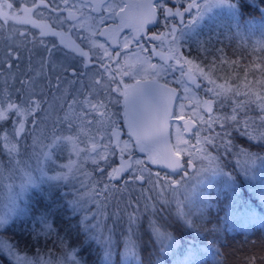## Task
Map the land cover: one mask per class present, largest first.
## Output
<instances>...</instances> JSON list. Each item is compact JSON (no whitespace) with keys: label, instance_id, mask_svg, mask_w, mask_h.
I'll use <instances>...</instances> for the list:
<instances>
[{"label":"trees","instance_id":"trees-1","mask_svg":"<svg viewBox=\"0 0 264 264\" xmlns=\"http://www.w3.org/2000/svg\"><path fill=\"white\" fill-rule=\"evenodd\" d=\"M227 2V7L194 19L187 27L190 35H181L179 40L183 57L203 73L199 93L215 101L213 118L206 122L198 151L204 163L211 162L218 169L209 171L204 186L187 199L180 198L179 203L150 196L144 184L121 189L116 182H109L110 201L105 207L115 213L124 208V212L123 220L113 223L111 240L104 243L98 232L84 230L87 220L77 210L67 209L68 195L72 196L74 189L56 179L44 177L31 185L10 214L1 207L5 186L13 178L6 175L12 154L6 151L0 133V217L5 220L0 224V264H264V198L260 195L264 190V103L257 99H264V0ZM251 21L258 29L256 33L249 30L247 23ZM6 23L0 21L1 45L4 34L8 32L10 37L15 31L16 24L10 18ZM21 27L24 32L30 29ZM24 32L12 48L14 54H19L22 46L34 49V43L40 42L34 40L29 45L31 39L39 37ZM160 76V80L173 84L171 78ZM37 116L38 122L39 111ZM11 122L0 117L5 136L6 130L11 131ZM52 123L41 135L45 148L50 147V156L45 158L40 152L38 158V163L48 166L46 177L64 164L63 152H59L63 139L53 142L61 132H71L69 124L73 122L59 124L56 131V122ZM86 132L72 131L79 135ZM16 144L18 152L13 157L26 163L33 144L21 137ZM214 148H221L215 159L211 157L217 154ZM248 160L251 163L247 166ZM261 164L263 169L259 171ZM100 173L97 169L91 176ZM158 183L170 188L163 179ZM90 187L78 186L75 191L82 195ZM248 209L258 213L261 220L247 225L249 220L243 228L247 230L232 225L231 215ZM105 213L110 215L108 210ZM112 243L115 246L106 247ZM128 245L133 247L130 252L125 249ZM109 252L110 259L106 256Z\"/></svg>","mask_w":264,"mask_h":264},{"label":"rangeland","instance_id":"rangeland-1","mask_svg":"<svg viewBox=\"0 0 264 264\" xmlns=\"http://www.w3.org/2000/svg\"><path fill=\"white\" fill-rule=\"evenodd\" d=\"M9 1L0 0V4L6 9L5 13L0 14V21L5 24H8L6 21L13 13L12 7H8ZM227 1L199 0L196 2L198 7L191 8L189 11H186V9H189L188 5L182 9L176 8L167 11L164 16L170 19H165V21L172 24L170 30L175 35L169 34L167 30L152 35L153 41L161 47V51H164V53L159 57V54H152V52H157L153 50L147 54H131L121 59L125 79L140 76L157 79L160 75V77L170 78L168 76L170 72L172 82L181 91L175 107L176 113L179 114L177 116L187 117L195 122L196 126L191 139H186L178 126L171 133L173 150L177 155L184 156L182 159V164L185 165L184 171H180L177 174L178 176L175 177L166 176L164 172L142 171L141 175L146 178L144 183L146 187L143 189L150 196L154 194L160 199H174L181 203L180 198L185 200L188 198L187 195L197 192L204 186L209 171L213 172L218 169L215 164L211 162L204 163L200 159L198 146L202 140L206 122L213 118L214 109L211 110L212 112L209 111L210 113L206 110L203 102L204 96L199 93L201 89L199 78L203 73L196 67L194 62L183 57L179 40L182 36L190 35L191 31L187 27L188 24H192L194 19L197 17L202 19L214 9L227 7L229 5ZM114 2L120 3L119 0ZM239 2L242 3V0H239ZM237 18L239 20V16ZM240 19H246V17H240ZM11 22L13 24L12 19ZM247 24L252 32L256 33L258 31L253 21ZM19 25H15L13 36L8 37V32H6L4 40H2L4 45L0 44L2 50L0 51V117H7L8 120H12L8 125L11 126V131L6 130L5 136V126L0 125V133L3 135L1 142L3 141L6 151L12 154L10 167L6 171V175L13 178L5 186L1 198V207L7 209L10 214L17 208L24 192L31 185L44 177L56 179V181L64 182L65 185L70 186V189H74L71 190L72 196L68 195L69 206L67 209L70 207L72 210L73 202L78 201L80 205L76 209L78 214L84 220H87L88 225L91 222L90 225L95 228L94 231L98 232L103 242L106 243L111 240L109 232L114 229V221L123 220L124 212V208L115 213L110 207H105L109 200V182H114L112 177L118 164H121L129 154L136 153V143L133 138L127 135L117 137L112 134L113 129L122 127L123 116L115 113V110L119 107L118 92L120 88L118 89L117 83L104 80L112 78L109 74L103 76L104 71L100 73L98 69L88 66L80 56L66 49L55 48L47 42V39L41 38L38 33L35 35L39 39H31L29 43L32 46L34 40H40V42L34 43V49L22 46L21 52L14 54L15 50L12 48L17 42H20V37L24 32ZM22 25L30 28V24ZM193 34L197 35L196 32ZM88 41L89 43L84 45L85 47H98L96 46L98 44L97 40L89 39ZM13 57L15 59L11 63ZM175 61L181 62L182 67L177 68ZM165 64L169 65V68ZM150 66L163 69V71L159 75H153L154 69ZM6 67L7 73L1 75ZM187 70L193 75L191 84H187L185 82L187 81L186 78L182 76ZM99 76H101L102 81H98ZM21 82H25L24 88L21 87ZM116 88L118 89L117 92ZM17 92H20L19 96L16 95ZM81 93H84V95H81ZM205 99L209 101L211 98L206 97ZM76 100H90L97 105L96 110H93L87 103L83 105V108L88 109L90 113L86 116V121L92 122L90 127L86 123L82 124V121L77 118L78 114L84 116L85 113L80 105L74 103ZM101 102L103 107L99 106ZM9 105H15V107H9ZM38 111L40 119L37 122ZM58 118L60 119L59 122H57ZM70 121L73 122L71 132L66 130L58 136L60 139L71 137V140L63 139V141H60L64 143V146L59 150V152H63L64 164L58 168L59 171H56L55 174L46 177L49 174L46 172L48 168L46 162L41 161L38 163L40 152L45 158L50 156V147L45 148L46 145L41 136L42 132H46L50 128V122H53L52 124L56 122L53 125V131H56L59 124L64 125ZM72 131L87 132L79 135L72 133ZM20 137L26 138L28 143L33 144L31 156L26 163L19 157L18 159L13 157L18 152L16 142ZM60 139H55L53 143ZM93 144L96 145V151L91 150ZM220 149H213L217 153L211 156L213 159L220 155ZM11 150H14V152ZM97 152L100 155H97ZM158 152L160 157L161 152ZM211 157L208 156V160ZM258 161L262 162L261 160ZM140 162L141 158H138V165L136 166L139 171L142 169ZM250 163L248 160L247 166ZM146 165L152 167L151 158L147 159ZM190 165H192V168H189ZM97 169L101 173L96 174L93 178L91 173L93 174ZM262 169L263 165L261 164L259 171ZM2 172L3 169H0V177ZM135 178L136 176L133 175L131 179L117 183L118 187L121 189H127L134 185L140 187ZM84 179L89 181L83 184ZM160 179L165 180L170 185L168 190L165 186L160 187L158 183ZM39 182H42V180ZM78 186L91 187L88 192L80 195L75 191ZM121 189H119L120 192L123 191ZM103 204L105 205L103 206ZM105 210H108L109 216H107ZM93 215H95V219H93ZM231 218L232 225L243 229L244 226L258 222L262 217L254 211H244L242 214V211L238 210L231 215ZM249 220L250 222L245 225ZM105 223H109V225H104ZM96 225L99 226L96 227ZM129 228H131L130 225L128 227L130 232ZM161 240L167 241L168 239L163 238ZM2 242L5 244L4 241ZM114 244L112 243L106 247L111 248ZM125 249L126 252H130L133 247L128 245Z\"/></svg>","mask_w":264,"mask_h":264},{"label":"flooded vegetation","instance_id":"flooded-vegetation-1","mask_svg":"<svg viewBox=\"0 0 264 264\" xmlns=\"http://www.w3.org/2000/svg\"><path fill=\"white\" fill-rule=\"evenodd\" d=\"M197 1L199 0H159V2L157 0H123L120 4L124 9L123 14L107 19L103 25H98L96 17L106 15V10L103 7H99V5L104 3V0H10L8 5H11L13 10V13L9 16L13 23L30 24L29 31H25L24 34L32 35L38 33L41 38L47 39V42L56 48L61 46L76 55L86 54L88 55L86 58L88 66L98 69L100 73L104 71L103 76L109 74L112 78L104 80L110 81V83L115 82L118 89L120 88L118 92L119 107L115 110V113L119 116L121 114L124 119L123 103L126 87L137 79L144 77L125 79L123 77V61L121 59L131 54H147L153 50L157 52H152V54H159L160 57L164 51H161V47L153 41L152 35L162 33L164 30H167L171 35H175L170 30L172 24L165 21V19L170 18H166L164 15L169 10L182 9L186 5L196 4ZM149 5L155 11L154 19L150 13L151 11L149 12L148 10ZM94 6H96L95 10H93ZM119 10L117 8V12ZM5 12L6 9L0 4V14ZM149 14L150 16H148ZM162 27L164 30L158 31ZM101 32L104 35H101ZM89 39L97 40L98 44L96 46L98 47H85L84 45H88ZM137 40H139V44H137ZM105 51L112 59H108V55L104 54ZM165 65L169 68V65ZM175 66L181 68L182 63L175 61ZM187 71L183 73V77ZM168 76L172 78L170 72ZM98 79V81H102L101 76ZM185 82L187 83V81ZM118 89H115L116 92ZM177 90L180 95L181 91L178 87ZM205 98L204 103L206 101ZM212 109H214V105ZM177 115L179 114L174 110L170 119L171 133L178 126V129L183 132L182 134L186 139L193 138L195 128L187 134L184 121L188 118ZM112 134L117 137L126 136V127L115 128ZM139 148L136 145V153H131L126 157V159L131 160V166L127 172L121 175L120 182L131 179L135 175V181L142 185L146 181L145 176L141 175L142 171L164 172L165 175L171 174L167 169L156 166L148 167L146 165L148 158L158 157L159 153L155 148L148 147L142 152L137 151ZM138 158H141V171L137 170L138 167L136 166L138 165ZM141 176L143 179H138Z\"/></svg>","mask_w":264,"mask_h":264},{"label":"snow or ice","instance_id":"snow-or-ice-1","mask_svg":"<svg viewBox=\"0 0 264 264\" xmlns=\"http://www.w3.org/2000/svg\"><path fill=\"white\" fill-rule=\"evenodd\" d=\"M123 2V0H120V3L114 2V0H104V3L102 5H99V7H103L106 10V15L103 17H96V20L98 21V25H103L105 21L109 18L120 16L123 14L124 9L120 6V4ZM159 2V0H157ZM8 7H11V5H8ZM87 7V5H85ZM95 7H93V10H95ZM198 7L196 4L189 5V9H186V11L191 10V8ZM117 8H119V12H117ZM178 14V13H177ZM101 35H104L103 32L100 33ZM126 43V42H125ZM137 44H139V40H137ZM105 55H108L105 51ZM82 55H86L83 54ZM108 59H112L110 55H108ZM179 63V61H177ZM154 69L153 75H159L163 69H158L155 66H150ZM96 83V82H94ZM25 82H21V87L24 88ZM99 86V84H97ZM81 95H84V93H81ZM159 96V89L155 85H144L141 86L140 84H137L131 92L126 90L124 92L125 97V108L126 112L125 115L128 118L129 128L132 130L131 135L136 137L135 143L137 146L140 147L141 151H144L146 148H148L149 145H154L159 142L161 139V131L155 130L152 127V120L154 117L158 114L156 108L154 107V102L157 100ZM258 100L261 101V103H264V99H261L257 97ZM75 104H78L82 107L85 115L80 116L77 115V118L80 119L83 123H86L89 127L91 126L92 122L86 121V116L90 114L88 112V109L83 108V105L87 103L93 110H96L97 105L93 104L90 100L85 101H74ZM100 107H103L102 102L99 105ZM9 107H15V105H9ZM19 111V109H17ZM166 111V110H165ZM69 128H72V125L69 124ZM56 139H60L59 137H56ZM63 139L71 140V137H65ZM92 151H96V145H92ZM97 155H100L99 152H97ZM138 179H143V177H138ZM23 189V186H22ZM233 194H235V191L233 190ZM261 198H264V190H261L260 192ZM73 211L75 212L76 209L80 206L78 201L73 202ZM248 211H251V209H248ZM178 215H182L179 213ZM93 219H95V215H93ZM5 223V220L3 217H0V224ZM91 222H89L90 225ZM89 225L85 226L86 232H93L95 230L94 227H90ZM99 225H96L98 227ZM168 239H172L170 236ZM111 253H106V256L110 259Z\"/></svg>","mask_w":264,"mask_h":264},{"label":"water","instance_id":"water-1","mask_svg":"<svg viewBox=\"0 0 264 264\" xmlns=\"http://www.w3.org/2000/svg\"><path fill=\"white\" fill-rule=\"evenodd\" d=\"M185 78L188 82L192 81V75L187 73ZM155 85L159 89V96L154 102V107L156 108L158 114L152 120V127L157 128L158 131H161V139L158 143L154 145H149L157 148L161 152V156L156 160L155 165H159L164 168H170L171 170H180L178 160L180 159L177 155L174 154L173 148L170 140V117L173 113L175 102L178 96L177 90L175 87L168 85L166 83L160 82L159 80H149V79H138L131 85L126 87V90L131 92V90L137 85ZM125 101V97H124ZM205 108L207 111H210L212 108V103H205ZM166 110V111H165ZM124 112H126L125 103H124ZM125 123L129 134L131 135L132 130L129 128L128 118L125 115ZM186 131H190L194 126L195 122L191 120H185L184 122ZM136 138L135 136L131 135ZM129 160L123 161V164L118 167L115 178H119L121 172L126 171L129 167ZM175 165V167H172Z\"/></svg>","mask_w":264,"mask_h":264},{"label":"bare ground","instance_id":"bare-ground-1","mask_svg":"<svg viewBox=\"0 0 264 264\" xmlns=\"http://www.w3.org/2000/svg\"><path fill=\"white\" fill-rule=\"evenodd\" d=\"M148 10L149 11H151V13H152V18L154 19V17H155V11H154V9H153V7L151 6V5H149L148 6ZM187 73H189V74H191L192 75V73L190 72V71H187L185 74H184V77H185V75L187 74ZM146 79H149V80H155L156 78H146ZM157 80H159V79H157ZM187 80V79H186ZM160 82H163V83H166V82H164V81H161V80H159ZM192 81H193V75H192ZM191 81V82H192ZM191 82H188L187 81V83H191ZM166 84H168V83H166ZM212 103V108H213V105H214V100H212V99H210L209 101H205V103ZM205 103H204V105H205ZM212 108H211V110H212ZM186 120H189V119H186ZM192 121V120H191ZM185 122V121H184ZM195 127V126H194ZM155 130H158L157 128H154ZM126 130H127V127H126ZM157 163V161H156V159L155 158H153L152 157V159H151V165L152 166H156V167H160V168H163V167H161V166H159V165H155ZM178 164H179V168L181 167V166H183V164H182V159H179L178 160ZM172 167H175V165H172ZM167 171H176V170H171L170 168H167Z\"/></svg>","mask_w":264,"mask_h":264}]
</instances>
